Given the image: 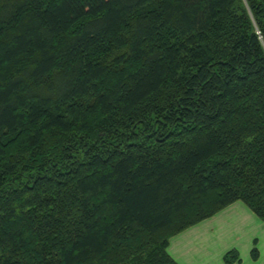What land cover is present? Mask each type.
<instances>
[{"label": "trees", "instance_id": "1", "mask_svg": "<svg viewBox=\"0 0 264 264\" xmlns=\"http://www.w3.org/2000/svg\"><path fill=\"white\" fill-rule=\"evenodd\" d=\"M239 200L264 219V0H0V264H179Z\"/></svg>", "mask_w": 264, "mask_h": 264}, {"label": "crops", "instance_id": "2", "mask_svg": "<svg viewBox=\"0 0 264 264\" xmlns=\"http://www.w3.org/2000/svg\"><path fill=\"white\" fill-rule=\"evenodd\" d=\"M219 216L208 222L200 233L190 229L172 238L168 248L170 255L180 264H224L223 256L232 246L231 237L235 235L238 239L241 226L246 228L247 220H256L239 202L229 206ZM203 232L205 235L200 238Z\"/></svg>", "mask_w": 264, "mask_h": 264}, {"label": "rangeland", "instance_id": "3", "mask_svg": "<svg viewBox=\"0 0 264 264\" xmlns=\"http://www.w3.org/2000/svg\"><path fill=\"white\" fill-rule=\"evenodd\" d=\"M239 202V204H243L254 219L256 220L255 222L251 221V219L247 220V227L241 226V232L239 234V238L236 239L237 236L233 235L231 237V248L226 250L227 252L225 255H227L229 252L235 251L233 253L238 254L239 259L236 260L234 263L231 264H240L242 260V264H248V262H253L251 264H264V219L260 218L256 213H254L248 205L242 201H236ZM234 202V203H236ZM232 203V204H234ZM232 204L226 206L225 208L221 209L220 211L216 212L214 215L190 226L186 230L192 229L193 231L200 233L202 232L206 226L208 225V222H212L211 220H214V218L218 217L220 213H222L224 210H226L229 206ZM220 217V216H219ZM243 223V222H242ZM245 223V224H246ZM186 230L182 231L181 233L185 232ZM179 233V234H181ZM177 234V235H179ZM175 235V236H177ZM205 233L203 232L201 237H204ZM174 236V237H175ZM173 237V238H174ZM172 240V238H171ZM229 243V242H227ZM257 251V257L255 258L253 255V252ZM225 255L223 256L224 264H228L225 261ZM236 259V256H234V260ZM179 263V262H178ZM180 264V263H179Z\"/></svg>", "mask_w": 264, "mask_h": 264}]
</instances>
